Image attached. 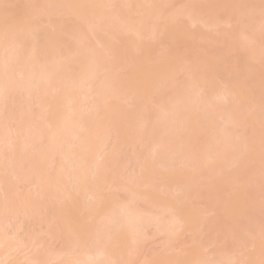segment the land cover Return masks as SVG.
I'll use <instances>...</instances> for the list:
<instances>
[{"label": "bare ground", "instance_id": "1", "mask_svg": "<svg viewBox=\"0 0 264 264\" xmlns=\"http://www.w3.org/2000/svg\"><path fill=\"white\" fill-rule=\"evenodd\" d=\"M223 45L235 61L208 65ZM195 173L197 198L228 185L223 215L264 181V0H0V264H133L146 230H192ZM25 219L45 226L27 241ZM228 240L165 264L264 260V220Z\"/></svg>", "mask_w": 264, "mask_h": 264}, {"label": "rangeland", "instance_id": "2", "mask_svg": "<svg viewBox=\"0 0 264 264\" xmlns=\"http://www.w3.org/2000/svg\"><path fill=\"white\" fill-rule=\"evenodd\" d=\"M226 28H227L226 26H222V27H220V30H226ZM222 47H223L222 52L224 54L223 57L222 58L221 57L220 58L219 57L208 58L207 59V62H209V63H207L208 65L209 64L217 65L216 63H218L221 60H222V62L227 61L228 63H232L235 61L234 58H235L236 53H232L229 50H226L225 45H223ZM210 66H209V68H211ZM212 67L214 68V66H212ZM244 81H243V83H245L244 85L245 86L248 85L246 90H249L252 83L249 81V79H244ZM241 84H242V82H241ZM36 107L37 106H33L32 109H30V110L34 111L36 113L37 112ZM238 134L243 135V136L248 135L247 132L242 133L241 131H239ZM227 172L232 173L233 171H232V169L229 168L227 170ZM193 176L198 180V185L194 186L190 189L189 198H187L186 201L182 202L185 209L192 210V214L195 218V221L193 222L192 230L189 233H184L183 235L179 234V235L175 236L171 242L166 241L164 236L157 235L153 229L146 230L145 231L146 240H145V242L142 243L141 251H140L139 255L133 260V264H141L144 261H148L151 263H154V262L156 263L158 261H161V263H162V261H164L162 264H165L166 263L165 261H167L165 259H167V258H170V259L173 258L172 263H174L175 259H179V256L185 252H191L192 254L199 252L202 255L201 257L205 258L208 261L213 262L214 257L212 256V252H213L215 247L209 246V244L211 243V241L213 239H216L217 241L223 240L220 243V245H226L225 248L229 249V247H230L229 241L230 240H228V236H230V234H232V233L235 236L236 233L242 232L245 225L247 224L249 217H252L253 219L255 217H257L260 220H264V213H263V210L260 208L262 197L259 198L261 195H264V181L260 182V183H262V184H260V187L255 186L253 184L251 185V187L252 186L256 187V189L258 191L256 193L257 196H251V195L244 196V194H241V196L235 201L237 208L229 210L228 213L223 215L222 212L224 210H226V207L228 208L229 206H231L232 202L235 199V197L230 195V196H226L227 198L225 200V195H226V190L228 189L227 188L228 185H226V189L224 191H222V193H221L222 203L218 204L215 202L214 197H212L210 193H206L208 195L206 199L205 198L203 199L201 197L197 198V196H196L197 192L201 193V194H202V192H205L203 190V187H202V184H203L202 182L204 180L200 178V175H198V173L193 174ZM241 179L246 181L248 179V174H246L244 177H241ZM14 187L16 188V193H14L15 196H18L24 192H28L27 195L29 197H32V198L35 195V190L30 188L26 184H20V185L14 186ZM233 188L238 189L239 187H238V185H236L235 187L233 186ZM244 188H245V186L242 185L241 189L244 190ZM201 190H202V192H201ZM248 191H249V189H248ZM141 192L144 193V189L141 190ZM108 196H109V198L112 197L119 202H126L128 200V194H126L124 192H120V191L119 192L111 191L110 195H108ZM158 197H159V194H158ZM160 197H161V195H160ZM155 198H157V197L155 196ZM160 199H162V198H160ZM175 205H177V204L175 203ZM137 207L139 210H142V211H144L146 209V207L143 204H138ZM178 207H176V208H178ZM151 211L155 212L154 209H151ZM240 213H242V215H240ZM17 222L18 221H13L12 224L15 225ZM54 222H55V224L60 223L58 220H56ZM51 223H53V222H51ZM56 225H58V224H56ZM37 226L38 225L35 226L33 222H31L27 219H25L23 221L21 234L24 238L23 239L24 241L25 240L27 241V238H28V240H29V238L31 239L32 236H34V235L36 237L37 233H39V231H40L39 229H41V227H42V226L41 227H37ZM50 227H52V226H50ZM42 228H45V226L43 225ZM52 230H54V227ZM207 230H208V232H207ZM239 237H240V235H239ZM243 237H244V235H243ZM38 238L40 240H41V238L43 239L44 245L41 247V249L44 252L45 251H63V250H65V245H64L65 241H64L63 245L61 244L62 242L60 243V241H58L59 243L54 241V244L52 245L51 241L53 242V240H51V241L49 240V243H50L49 244L48 243L49 238L46 235L43 234V236L37 237V239ZM247 238H249V237H246V239ZM240 240H242V239H240ZM244 242H245V240H244ZM27 244H28V242H27ZM260 244L262 246V243H260ZM244 245H247V243H244ZM114 246H115V244L113 245V248H114ZM263 246H264V242H263ZM246 249L247 250L244 251V253H242V254L240 253V255H239V253L237 252V253H235V255L236 254H237V256L239 255L238 256L239 259L242 258L244 255L245 256L246 255L252 256L250 258H253V255L255 254L254 248H246ZM15 252H13V254H11V255H14V257L13 256L11 257L10 263L13 261L15 262V260L18 261V259H16V258H20V256H18V253H17L18 251H15ZM25 254L26 253H24L23 255H25ZM41 254L43 255L44 253H41ZM21 257H22V255H21ZM181 257L183 258L184 256L182 255ZM194 257H191V258L194 259ZM182 258H181V260H182ZM263 258H264V256H263ZM196 259L197 258H195V260ZM261 259H262V257L260 258L259 261H261ZM14 262L12 264H18L16 262L15 263ZM176 263L177 262H175V264ZM19 264H23L22 261ZM178 264H181V263H178ZM260 264H264V260L261 261Z\"/></svg>", "mask_w": 264, "mask_h": 264}]
</instances>
